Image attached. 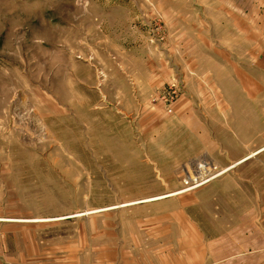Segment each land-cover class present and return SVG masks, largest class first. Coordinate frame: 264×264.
I'll return each mask as SVG.
<instances>
[{
    "label": "rangeland",
    "instance_id": "374dc122",
    "mask_svg": "<svg viewBox=\"0 0 264 264\" xmlns=\"http://www.w3.org/2000/svg\"><path fill=\"white\" fill-rule=\"evenodd\" d=\"M261 149L264 0H0V264L257 238Z\"/></svg>",
    "mask_w": 264,
    "mask_h": 264
},
{
    "label": "crops",
    "instance_id": "0c3cea01",
    "mask_svg": "<svg viewBox=\"0 0 264 264\" xmlns=\"http://www.w3.org/2000/svg\"><path fill=\"white\" fill-rule=\"evenodd\" d=\"M261 229L264 230V227ZM158 230L157 233L149 232L146 236L152 238L149 246L134 251L133 260L127 264H264L263 231L257 238L248 232L249 235H246L243 243H239V235L234 233L230 234L231 238L228 240L217 238L214 244L207 245L199 240L201 236L197 231H192L194 237L189 236L187 226L181 233L176 234V240L169 238L170 234L165 233V229ZM149 252L152 253L148 254ZM228 253L224 258L223 254Z\"/></svg>",
    "mask_w": 264,
    "mask_h": 264
},
{
    "label": "built area",
    "instance_id": "2783aa9c",
    "mask_svg": "<svg viewBox=\"0 0 264 264\" xmlns=\"http://www.w3.org/2000/svg\"><path fill=\"white\" fill-rule=\"evenodd\" d=\"M180 91H175L173 93L174 97H177L179 95ZM171 94L167 95L166 97H164V101L167 105L170 106V103L175 99Z\"/></svg>",
    "mask_w": 264,
    "mask_h": 264
},
{
    "label": "bare ground",
    "instance_id": "6f19581e",
    "mask_svg": "<svg viewBox=\"0 0 264 264\" xmlns=\"http://www.w3.org/2000/svg\"><path fill=\"white\" fill-rule=\"evenodd\" d=\"M256 153V152H255ZM255 153L254 154H252V155H255ZM249 157H251V156H249ZM249 157H246V158H244L243 160H245V159H247V158H249ZM176 193H171V194H168V195H164V196H156V197H154V198H149V199H144V200H141V201H139V202H146V201H154V199H159V198H164V197H168L169 195H175ZM138 202V203H139ZM127 204H130V203H127Z\"/></svg>",
    "mask_w": 264,
    "mask_h": 264
}]
</instances>
